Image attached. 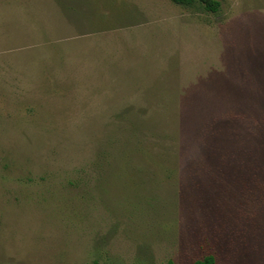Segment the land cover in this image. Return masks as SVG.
I'll use <instances>...</instances> for the list:
<instances>
[{"label": "rangeland", "instance_id": "obj_1", "mask_svg": "<svg viewBox=\"0 0 264 264\" xmlns=\"http://www.w3.org/2000/svg\"><path fill=\"white\" fill-rule=\"evenodd\" d=\"M0 0V264H264V0Z\"/></svg>", "mask_w": 264, "mask_h": 264}, {"label": "trees", "instance_id": "obj_2", "mask_svg": "<svg viewBox=\"0 0 264 264\" xmlns=\"http://www.w3.org/2000/svg\"><path fill=\"white\" fill-rule=\"evenodd\" d=\"M171 1L184 6H192L193 4H198L204 10L210 12L218 11L220 6L219 0H171ZM168 264H174V263L172 260H169ZM190 264H215V258L212 254H207L204 255L202 258L194 260Z\"/></svg>", "mask_w": 264, "mask_h": 264}]
</instances>
